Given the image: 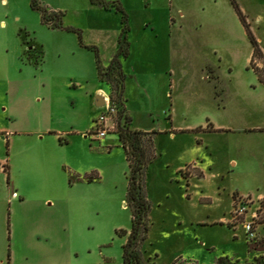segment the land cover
Listing matches in <instances>:
<instances>
[{"label":"rangeland","instance_id":"rangeland-1","mask_svg":"<svg viewBox=\"0 0 264 264\" xmlns=\"http://www.w3.org/2000/svg\"><path fill=\"white\" fill-rule=\"evenodd\" d=\"M39 1L62 11L65 25L82 29L85 42L109 63L122 30L120 15L90 0ZM120 1L130 16L134 44L126 61L133 126L177 131L176 137L154 138L157 158L147 170L152 212L146 257L156 264H215L221 257L253 261L264 253L258 250L264 225H254L264 195V84L251 67L253 47L232 0ZM234 1L264 53V0ZM175 19L184 22L180 31L172 29ZM146 32L159 36L160 45L172 38L176 49L145 60L140 45ZM77 45L76 34L42 25L31 0H0L1 77L16 66L25 68L18 61L24 47L23 59L37 65L45 53L44 79L30 68L21 73L28 78L23 97L33 112L45 106L44 86L53 85L56 97L64 92L63 77L96 76L95 54L88 53L89 68H81L84 61L73 52ZM107 116L111 132L105 141L74 139L58 157L59 168L39 149L21 153L0 134V163L6 160L7 173L10 160L18 187L9 190L11 182L0 171V264L123 263L127 238L119 232L132 229L129 164L114 134L116 118ZM5 125L0 120V127ZM194 162L202 166L203 179ZM75 168L100 179L71 185ZM247 224L256 226L254 238L247 236Z\"/></svg>","mask_w":264,"mask_h":264},{"label":"crops","instance_id":"crops-1","mask_svg":"<svg viewBox=\"0 0 264 264\" xmlns=\"http://www.w3.org/2000/svg\"><path fill=\"white\" fill-rule=\"evenodd\" d=\"M112 1H120V0H112ZM106 12L112 13L113 11H106ZM180 15L184 16L185 14L183 11H180ZM172 22H173L172 24L173 31L176 30L180 31L184 26L183 21L179 23L175 19L172 20ZM152 32L154 34L157 33L156 29H153ZM129 40H130V35H129ZM168 40L167 41L165 40L164 43L160 45L159 36H154L152 34L149 35L146 32L145 40L140 45L142 57L145 60H147V59L155 58L160 52L163 51H165V54L168 53L170 54V52L172 53L176 49V47L174 46V41L172 40V38ZM132 44L133 43H131V48H132ZM118 48H119V42L118 45L114 46L111 55L107 58L108 59L111 58L112 60ZM133 49H134V44H133ZM24 52H25V47L20 52L18 61H20V64H22V66L25 65V68L21 69V68H17L16 66V68L13 69V73L4 79L0 75V120L6 122L5 126H7V127L5 126L0 127V134L1 135L7 134L9 138V145H11V147L16 146V148L21 153H25L30 150L39 149L40 151L43 152L44 155L48 157H52L53 159L52 161H54L56 168H59L60 160L58 157L65 151V148L68 145H70L74 139L78 138L81 139V141L88 142L89 141L88 138H91L90 132L94 128L95 121L103 113V110L106 109L105 105L104 106L97 105L98 97L109 96L110 88L107 85L103 84L99 79L97 65H96V57H95V67H96L95 77L92 78L91 76H87V75H82L76 78L63 77L62 80L64 82V86H63L64 92L61 96L56 95V97H55L53 85H49L48 87L44 86L42 90L44 91L45 97H47L45 106H43L38 111L33 112V110L30 109V106L23 97V94L27 93L30 88V86H27L26 84L28 78H25L24 74L22 75L21 73H23L22 72L23 70L26 71L27 69L30 68L31 71H34L35 73L37 72L41 73L40 79H44L45 71L41 70V68H43L45 64V53L43 51L44 58L42 64L37 65L33 61H30L28 59L27 60L23 59ZM73 52L75 56H78L80 60L84 61V65L83 66L81 65L82 66L81 68H85V69L89 68L88 59L90 58L88 56L89 55L88 53H92V52L85 48H82L79 44V40H78V45L74 48ZM58 54L61 55L62 53L59 52ZM130 57H131V53H130ZM129 58L123 61V68L125 73H127V62H128L127 60H129ZM103 62L105 65L109 64L106 63L104 59ZM0 73H2L1 70ZM125 97H126V92H125ZM37 98H38L37 99L38 102L40 103L42 97H37ZM126 108L129 115L132 116V113L129 112L128 99L126 102ZM19 123L21 124L20 128L15 129L14 127L16 125H19ZM35 123L37 124L36 126L34 125ZM132 129L137 130L134 128V126H132ZM176 132L177 131H174V129L170 131H161L160 132L161 134L156 136H160L163 134H170V136L176 137L177 136ZM115 135L117 137L119 146H121L119 141V136L117 134ZM107 136L105 138H107ZM103 139L99 141H105ZM107 146L109 147L111 145H107ZM5 162L6 160L1 161L2 166H0L1 167L0 171H2L3 173L2 177L4 181H7L8 177L10 178L11 183L8 186L10 190L12 188L17 187L15 186L14 177H13L14 168L10 164V160H9L7 162L8 172L5 173L3 168ZM192 164L196 165L195 167H199V169L203 171L202 166H199L198 163L194 162ZM62 167H65V165H62ZM72 170L74 171L75 176L81 178L89 174V171L87 170L84 171L83 173L81 171L79 172L76 168ZM76 183L81 184L86 182L77 181ZM261 254L264 253H260V255Z\"/></svg>","mask_w":264,"mask_h":264},{"label":"trees","instance_id":"trees-1","mask_svg":"<svg viewBox=\"0 0 264 264\" xmlns=\"http://www.w3.org/2000/svg\"><path fill=\"white\" fill-rule=\"evenodd\" d=\"M90 2L92 5L106 11H115L121 17L122 30L119 36V48L108 65L104 64L98 47L86 44L84 31L82 29L65 25V14L62 11L53 10L43 5L39 0H31V8L33 11L40 14L42 25L51 30L76 34L80 46L95 54L99 79L110 88L109 96L111 99V108L115 111L113 116L116 118L117 122L115 134L119 136L120 144L125 151L126 159L129 164L127 204L128 208L132 211V229L129 233L126 231L119 232L120 236L127 238L123 246L122 264H156L152 262L150 258L146 257L144 246L149 238L151 229L150 214L152 212V204L149 200L147 191V170L150 164L157 158L154 138L161 133L158 131L144 132L133 130L132 126L134 120L132 116L129 115L126 108L127 99L125 97V92L127 75L123 68V61L128 59L131 53L129 13L120 1L90 0ZM232 3L246 28L247 35L253 47L251 67L258 76L259 81L264 84V53L256 38L248 29L240 8L234 0H232ZM256 61L262 62L263 67H256ZM208 127H212L211 124ZM6 169L8 172V166ZM197 177L203 179V172L200 171ZM97 179H100L98 174H87L81 178L70 173L71 185L77 181L92 183ZM9 180L10 178L8 177V182H10ZM236 196L237 194L234 195L235 201ZM255 223V225H264V199L260 201L258 219ZM259 246L264 247V243L262 245L259 244ZM156 257L158 258V255H156ZM173 264L197 263L176 260ZM215 264H264V254L255 257L253 261L245 262L234 260L229 257H221Z\"/></svg>","mask_w":264,"mask_h":264},{"label":"built area","instance_id":"built-area-1","mask_svg":"<svg viewBox=\"0 0 264 264\" xmlns=\"http://www.w3.org/2000/svg\"><path fill=\"white\" fill-rule=\"evenodd\" d=\"M104 99H105V108L107 109L106 110V114H104V112H103L98 117V119L94 123V128L90 132V136L94 137L97 140H101V139L105 138L107 135L110 134L111 127H109V117L107 115H113L114 112H115L111 108L110 96H104ZM4 171H5V169H4ZM14 195L16 196V193H14ZM263 199H264V195H263V198L261 200H263ZM259 209H260V206H259ZM258 210H257V214H255V216H254L255 217V219H254L255 222L258 219ZM254 225H252V224H247L246 225L247 235L249 236L250 239L255 237L254 230H256V229H255Z\"/></svg>","mask_w":264,"mask_h":264},{"label":"water","instance_id":"water-1","mask_svg":"<svg viewBox=\"0 0 264 264\" xmlns=\"http://www.w3.org/2000/svg\"><path fill=\"white\" fill-rule=\"evenodd\" d=\"M97 105L98 106H104L105 105V99H104V97H102V96H99L98 97ZM254 246L257 248V245H254ZM254 246H252V248H254ZM263 249H264V247L258 248V250H263Z\"/></svg>","mask_w":264,"mask_h":264}]
</instances>
